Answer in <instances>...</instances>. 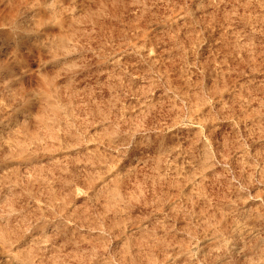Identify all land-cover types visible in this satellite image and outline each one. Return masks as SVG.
<instances>
[{"label":"rangeland","instance_id":"1","mask_svg":"<svg viewBox=\"0 0 264 264\" xmlns=\"http://www.w3.org/2000/svg\"><path fill=\"white\" fill-rule=\"evenodd\" d=\"M0 264H264V0H0Z\"/></svg>","mask_w":264,"mask_h":264}]
</instances>
